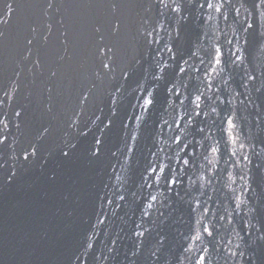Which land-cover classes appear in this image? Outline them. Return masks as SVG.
<instances>
[{
  "label": "water",
  "instance_id": "obj_1",
  "mask_svg": "<svg viewBox=\"0 0 264 264\" xmlns=\"http://www.w3.org/2000/svg\"><path fill=\"white\" fill-rule=\"evenodd\" d=\"M14 1L0 264H264V0L154 3L129 64L86 84L43 63L48 9L14 40Z\"/></svg>",
  "mask_w": 264,
  "mask_h": 264
},
{
  "label": "bare ground",
  "instance_id": "obj_2",
  "mask_svg": "<svg viewBox=\"0 0 264 264\" xmlns=\"http://www.w3.org/2000/svg\"><path fill=\"white\" fill-rule=\"evenodd\" d=\"M0 0L1 18L5 19V3ZM138 0H15L10 17L16 18L22 35L14 40L26 39V30L38 21H43L42 11L48 9L50 22L44 26L43 50L44 64L59 74H63L67 81L76 77L75 73H85L82 83L96 79L93 73L105 75L117 73V64L126 57L123 66L129 64L131 56L127 54L131 49L133 31L140 33L149 29L151 18H139L135 25V6ZM159 1V0H158ZM141 2V1H140ZM138 8V7H137ZM152 10L150 9V12ZM149 15V14H148ZM152 17V16H151ZM134 28L132 29V26ZM9 35L8 39H12ZM142 47L146 46L142 39ZM136 51L133 50V53ZM113 64L109 71H103L105 64ZM145 81L147 84V99L151 98L148 91L150 76V58L145 61ZM106 67V66H105ZM116 67V69H115ZM120 73V71H119ZM94 76V78L92 76ZM104 79V77H103ZM137 83V82H136ZM73 87V86H72ZM140 87L134 88V94L141 92Z\"/></svg>",
  "mask_w": 264,
  "mask_h": 264
},
{
  "label": "flooded vegetation",
  "instance_id": "obj_3",
  "mask_svg": "<svg viewBox=\"0 0 264 264\" xmlns=\"http://www.w3.org/2000/svg\"><path fill=\"white\" fill-rule=\"evenodd\" d=\"M164 1L163 0H146L145 2L144 1H141V4L139 5V6H137V3H138V1H137V3H136V6H135V10H134V13L136 14L135 15V20H134V25H135V23H136V21L140 18L141 19V17H144V18H146L147 16H150L151 15V13H150V9L152 10V5L154 4V3H160V4H162ZM138 7V8H137ZM155 8H157V7H155ZM161 13V10H160V6L157 8V14H160ZM149 14V15H148ZM134 25L132 26V29L134 28ZM138 34H141L140 32H139V30L138 29H134V31H133V40H134V38H136V37H138ZM144 33H142V35H143ZM142 39H144V38H142ZM144 47V46H143ZM136 49L137 48H135V49H133L134 51H136ZM112 65L113 64H107V62H106V64H105V66H103V71L105 72V71H109L110 70V68L112 67ZM110 74H113L112 72L110 73ZM116 74V73H115ZM93 78H94V76H92Z\"/></svg>",
  "mask_w": 264,
  "mask_h": 264
},
{
  "label": "snow or ice",
  "instance_id": "obj_4",
  "mask_svg": "<svg viewBox=\"0 0 264 264\" xmlns=\"http://www.w3.org/2000/svg\"><path fill=\"white\" fill-rule=\"evenodd\" d=\"M208 7H209V8H212V7H214V5H213L212 3H209V4H208ZM217 63H219V61H217ZM146 103H147V104H151V103H152V100H151V99L146 100ZM184 162L187 163L186 160H185ZM152 171L155 172L156 169H153ZM161 171H163V169H161ZM158 179H159V178H158ZM172 183H175V180H172ZM153 199H155V197H153Z\"/></svg>",
  "mask_w": 264,
  "mask_h": 264
},
{
  "label": "rangeland",
  "instance_id": "obj_5",
  "mask_svg": "<svg viewBox=\"0 0 264 264\" xmlns=\"http://www.w3.org/2000/svg\"><path fill=\"white\" fill-rule=\"evenodd\" d=\"M140 1H144V2H145L146 0H138L137 6H139V5L141 4ZM156 11H157V8L153 9V10L150 12L151 15L149 16V18H150L151 16L156 15ZM115 69H116V67H115ZM118 74H119V72H118Z\"/></svg>",
  "mask_w": 264,
  "mask_h": 264
}]
</instances>
